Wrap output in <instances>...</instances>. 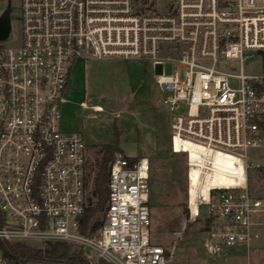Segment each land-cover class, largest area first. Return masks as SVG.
I'll return each mask as SVG.
<instances>
[{
    "label": "built area",
    "instance_id": "1",
    "mask_svg": "<svg viewBox=\"0 0 264 264\" xmlns=\"http://www.w3.org/2000/svg\"><path fill=\"white\" fill-rule=\"evenodd\" d=\"M18 22L19 42H0V240L69 243L86 264H167L150 240L144 156L114 154L104 218L85 231L90 145L64 126L63 106L77 61L119 58L153 64L171 113L169 150L185 156L187 204L205 212L207 240L249 256L252 226L264 228L254 216L264 198L247 183L259 166L249 151H264V0H19ZM254 54L261 69L243 73ZM227 60L237 73L221 66ZM164 61L175 64L170 74Z\"/></svg>",
    "mask_w": 264,
    "mask_h": 264
},
{
    "label": "rangeland",
    "instance_id": "2",
    "mask_svg": "<svg viewBox=\"0 0 264 264\" xmlns=\"http://www.w3.org/2000/svg\"><path fill=\"white\" fill-rule=\"evenodd\" d=\"M11 7V31L10 37L3 41V46H9L19 42L20 25L18 22L19 0H0V14L5 9L7 3ZM78 65V64H77ZM75 66L71 74V87L66 93V99L71 105H67L68 113L64 115V126L76 127L74 130L80 131L87 143H94L92 135L99 139H108L113 127L118 132V146L120 152L127 157L144 156L148 159L149 168V187H150V240L152 243L161 245L166 251L167 264H264V228L261 225L254 226L259 236L253 241V246L246 256L244 251H237L228 254L226 257H208L201 249V239L204 236V212L199 215L196 211L195 201L187 204V178L186 164L183 153H173L170 149V121L171 113L167 112L161 103L163 94L158 83L157 76L153 70V64L146 63V76L143 81L136 83L134 94L137 98L136 104L131 103L125 110L121 109L118 116L115 115L112 104L105 101L113 93V87L108 91L110 84H107L110 76L116 71L126 69V62L118 59H103L100 68L96 69L95 61ZM223 67H232V72H238L237 61H225L221 63ZM175 68V64L164 61L162 63L163 74H170ZM261 69V60L258 55L245 58L241 70L245 74H251ZM96 80V92H101L98 98L92 94ZM119 83L129 85V78H122ZM142 85V86H141ZM237 86V82H232ZM98 86V87H97ZM138 89V90H137ZM127 90H122L125 93ZM110 92V93H109ZM133 94V96H134ZM110 99V98H109ZM90 102H100L108 110H104L103 115L111 118L110 122L97 111L82 107ZM111 101V99H110ZM146 110L137 113L132 111ZM184 105H180L174 114H181ZM94 115V116H93ZM116 117H115V116ZM106 116V117H107ZM107 132L108 135L106 134ZM190 143H184V151L189 149ZM192 146V145H191ZM102 148V147H101ZM249 154L259 164L257 168L250 171L248 177V189L252 196L264 198V151L263 149L250 150ZM102 150L98 146H91L88 149L87 159V178L88 185L93 191L91 196L92 207L96 201L94 195L95 179L99 168ZM221 165L229 166V160H217ZM196 176L191 175L190 193L195 192ZM193 200V199H192ZM88 214V213H87ZM264 214V211H263ZM255 220L259 219L260 213L255 214ZM104 210L98 212L93 220H103ZM87 233V232H86ZM89 235L92 233H87ZM33 248L44 247V242L29 241L25 242ZM0 264H10L1 256ZM28 264H45L31 262Z\"/></svg>",
    "mask_w": 264,
    "mask_h": 264
},
{
    "label": "trees",
    "instance_id": "3",
    "mask_svg": "<svg viewBox=\"0 0 264 264\" xmlns=\"http://www.w3.org/2000/svg\"><path fill=\"white\" fill-rule=\"evenodd\" d=\"M118 132L114 129V140L110 143H104L102 147V156L95 179L94 195L96 201L89 208L86 216L85 231L92 233L97 229L102 220H93L95 215L105 210L107 200L106 181L108 176V163L116 152H120L118 146ZM1 219V216H0ZM204 229L207 219L204 217ZM0 252L3 259L8 260L10 264H28L31 262L45 264H86V259L81 249L64 242H45L42 248H33L24 241L9 242L0 240ZM165 251V255H166ZM101 264H108L101 261Z\"/></svg>",
    "mask_w": 264,
    "mask_h": 264
},
{
    "label": "crops",
    "instance_id": "4",
    "mask_svg": "<svg viewBox=\"0 0 264 264\" xmlns=\"http://www.w3.org/2000/svg\"><path fill=\"white\" fill-rule=\"evenodd\" d=\"M111 59H118V60H121L123 62H126V69H124L125 71H121L119 72L120 70H114L116 71L114 74H112V76H110V79L108 80L107 84H110V87H108V91L111 87H113V93H112V97L110 96L105 102L108 103V104H112V107L114 108V113L116 116H118L119 114V111L121 109L125 110L130 107L131 103H134L136 104L137 100H135L138 96L134 94V91H135V87H136V83L138 81H143L145 76H146V63H140L139 61H136V60H122V59H119V58H111ZM95 61V60H94ZM91 62V61H90ZM89 62V63H90ZM100 63H101V60L100 61H95V66H96V69L99 68V70L101 71L102 73V69L100 68ZM84 65L85 63H83L82 61H77L71 71V74L72 72L74 71V68L76 65ZM77 65V66H78ZM71 74H70V77H71ZM124 77H128L129 78V85L128 87L126 88L125 85H121L119 83V81L124 78ZM70 79L69 78V85H68V90L67 92L69 91V87H71V83H70ZM142 86V85H141ZM98 87V86H97ZM127 90L125 93H122L121 91L122 90ZM97 88H96V80H94V88L92 89L91 91V95L94 94L96 95L98 98L102 95L101 92H96ZM138 90V89H137ZM110 93V92H109ZM134 94V96H133ZM68 103H72V102H69L67 99H66V103L64 104L63 106V112H64V115H66V113H68V107L67 105H71V104H68ZM87 105L88 106H82L86 109H91V106H100L101 107V111L98 112L99 115L103 116L104 118H106L107 121L110 122L111 118L107 115H102L104 110H108V107H104L100 102L96 101V102H90V100H87ZM132 112H137V113H142V112H146V110H141V111H132ZM114 115V116H115ZM107 116V117H106ZM115 116V117H116ZM70 129H75L76 127L74 126H70L69 127ZM114 129L116 130V127L114 126L113 127V130H112V137L111 135L108 137V139H99L97 134L96 135H92V139L95 140L94 143H91L89 144L90 147L93 146V145H96V146H102L104 143H110L114 140ZM109 132H107L106 134L108 135ZM120 136V135H119ZM119 136H118V139H119ZM260 213V218L257 220V221H264V214L263 212H258L256 213L259 214ZM259 224H255L252 226L253 230L258 232L254 226H257ZM259 234V233H258Z\"/></svg>",
    "mask_w": 264,
    "mask_h": 264
},
{
    "label": "bare ground",
    "instance_id": "5",
    "mask_svg": "<svg viewBox=\"0 0 264 264\" xmlns=\"http://www.w3.org/2000/svg\"><path fill=\"white\" fill-rule=\"evenodd\" d=\"M94 116V115H93ZM190 204V203H189ZM196 205V203H195ZM204 216H205V212H204ZM206 218V216H205ZM209 224L207 222L206 224V228L204 230V236L201 239V249L203 251V253L208 256V257H212V258H216V257H224L227 256L229 253L227 251H225L224 249H221L219 247H214L212 244L209 243V241L207 240L206 237V232L209 230Z\"/></svg>",
    "mask_w": 264,
    "mask_h": 264
},
{
    "label": "water",
    "instance_id": "6",
    "mask_svg": "<svg viewBox=\"0 0 264 264\" xmlns=\"http://www.w3.org/2000/svg\"><path fill=\"white\" fill-rule=\"evenodd\" d=\"M11 7L8 2L5 9L0 14V42L7 39L10 31H11ZM156 71L160 72V65H157Z\"/></svg>",
    "mask_w": 264,
    "mask_h": 264
}]
</instances>
